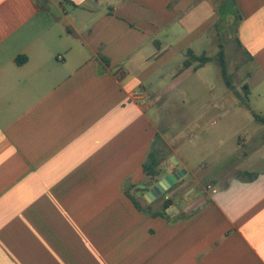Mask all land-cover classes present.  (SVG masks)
<instances>
[{"label":"crops","instance_id":"1","mask_svg":"<svg viewBox=\"0 0 264 264\" xmlns=\"http://www.w3.org/2000/svg\"><path fill=\"white\" fill-rule=\"evenodd\" d=\"M221 46L245 59L247 100L227 84L216 100L192 93L186 136L201 140L181 156L150 111L172 103L174 79L200 76L188 51ZM239 107L247 119L206 135ZM256 115L264 0H0V264H264ZM156 150L159 171L187 174L147 200Z\"/></svg>","mask_w":264,"mask_h":264},{"label":"rangeland","instance_id":"2","mask_svg":"<svg viewBox=\"0 0 264 264\" xmlns=\"http://www.w3.org/2000/svg\"><path fill=\"white\" fill-rule=\"evenodd\" d=\"M226 58L231 83L238 89L240 94L239 102H242L243 99L247 100V96L243 88V82L245 80L247 69L245 59L240 53L236 51V49L232 48L228 51V54L226 53ZM199 75L200 76L197 74V76H194L188 80L181 79L182 77H177L174 79V83H176L174 91L172 90V93L168 95V98L172 99V103H169L167 100H163L150 111L153 118L161 124L160 128L162 132L168 135H176L177 139L180 140V146L181 148L183 147L181 156L185 155L184 147L196 146V144H199L201 140L200 137H196V134H193L192 136L194 141L191 145H189V140L191 138L186 136V117L184 118L185 110L183 101L189 102L192 93H195L193 94V98H198L199 102H206L212 99L216 100L217 98L219 99L222 96V92L226 90V81L224 78H222L221 71L219 67H217L216 62L206 64L199 71ZM200 77H202V80H200ZM200 81H204L205 84L201 83ZM229 117L230 119L235 117L237 119H241L242 121L247 119V111L242 107H239L230 116H227L222 121V123L215 126H210L212 119L211 121L209 120V126L206 129V135H224V128H222V126L226 120L229 119ZM166 127H169L168 133L165 131ZM247 150L248 149L246 148L243 150V152ZM248 152H250L251 157H254L255 153H252L250 150ZM206 179H208V177H206Z\"/></svg>","mask_w":264,"mask_h":264},{"label":"trees","instance_id":"3","mask_svg":"<svg viewBox=\"0 0 264 264\" xmlns=\"http://www.w3.org/2000/svg\"><path fill=\"white\" fill-rule=\"evenodd\" d=\"M24 60V59H23ZM23 60H20L19 62H23ZM214 61L216 62L217 66L219 67L221 74L226 81V84L228 87L232 88L233 85L230 80V74L228 72V63H227V58H226V52L224 50V47L221 46V49L219 53L215 57H208L207 55H196L193 51H188L187 53V58L184 61V66L189 67L190 65H193L195 63H198L199 67L204 66L205 64ZM247 90V95H248V87H244ZM257 121L261 122L264 124V117H260L259 115L255 116ZM163 151L162 150H156L153 151L150 155L149 161H147L144 164V171L147 177L153 179L157 177L160 173L159 169L160 166L163 164L165 161V158L162 156ZM246 176H249L250 178H254V174L251 173H243ZM145 189H139L138 192H144ZM132 199L133 203L137 207V209L143 211V212H148L145 208H142L138 202V200L134 196H130ZM171 202L167 201L165 204V209L170 206Z\"/></svg>","mask_w":264,"mask_h":264},{"label":"water","instance_id":"4","mask_svg":"<svg viewBox=\"0 0 264 264\" xmlns=\"http://www.w3.org/2000/svg\"><path fill=\"white\" fill-rule=\"evenodd\" d=\"M172 163L174 165L178 164V161L172 158ZM187 174L185 169H181L175 173H167L166 169H161L160 173L157 177L153 178L151 181V186L149 187L148 191L144 194V197L147 200L150 199H157L164 195L168 190L174 187L178 181H180L184 175ZM130 183H127V187H129Z\"/></svg>","mask_w":264,"mask_h":264},{"label":"built area","instance_id":"5","mask_svg":"<svg viewBox=\"0 0 264 264\" xmlns=\"http://www.w3.org/2000/svg\"><path fill=\"white\" fill-rule=\"evenodd\" d=\"M143 95H144L143 93L136 92V93L134 94V97H135V98H138V97H142ZM208 188L211 189L212 187L209 186Z\"/></svg>","mask_w":264,"mask_h":264}]
</instances>
